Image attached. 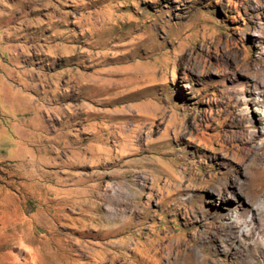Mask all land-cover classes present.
<instances>
[{
  "label": "rangeland",
  "instance_id": "rangeland-1",
  "mask_svg": "<svg viewBox=\"0 0 264 264\" xmlns=\"http://www.w3.org/2000/svg\"><path fill=\"white\" fill-rule=\"evenodd\" d=\"M263 110L264 0H0V264H264Z\"/></svg>",
  "mask_w": 264,
  "mask_h": 264
},
{
  "label": "crops",
  "instance_id": "crops-1",
  "mask_svg": "<svg viewBox=\"0 0 264 264\" xmlns=\"http://www.w3.org/2000/svg\"><path fill=\"white\" fill-rule=\"evenodd\" d=\"M79 77L82 78L83 76H78V78ZM97 80L94 81V87H97L101 92L102 89H104V93L103 95H97L95 100L96 103H86L85 110L88 113H84L82 116V126L84 128L83 133L86 137L85 144L87 147H82V149H86L91 153L95 152L96 154L107 150L106 155L109 157V118L114 120L112 121L113 123H117L120 120H127L130 117L133 112L128 111L129 108L134 110V113L137 116H143L146 112H153V108L150 107L148 109L141 101L129 102V100L124 97L126 95L121 92H119L120 95L113 98L112 104L109 106V87L108 85L99 84V81ZM124 143L128 144L125 145L123 149L124 152L129 148L131 151L137 148L135 141L131 139V135L127 137V140ZM88 162L90 166H92L97 162V159ZM92 167L95 168L97 166ZM86 178L87 176H82L81 181L83 187L79 190V192H81L80 197L89 196V191L94 187V183L91 181H88V183L83 182Z\"/></svg>",
  "mask_w": 264,
  "mask_h": 264
},
{
  "label": "bare ground",
  "instance_id": "bare-ground-1",
  "mask_svg": "<svg viewBox=\"0 0 264 264\" xmlns=\"http://www.w3.org/2000/svg\"><path fill=\"white\" fill-rule=\"evenodd\" d=\"M263 112H264V110H263ZM262 203V205H263V208H264V202H261ZM248 227V226H247ZM259 234H260V232H259Z\"/></svg>",
  "mask_w": 264,
  "mask_h": 264
}]
</instances>
